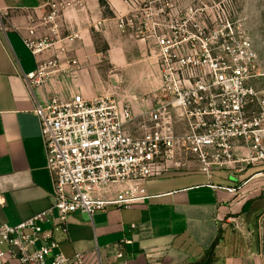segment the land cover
<instances>
[{
  "label": "built area",
  "instance_id": "2783aa9c",
  "mask_svg": "<svg viewBox=\"0 0 264 264\" xmlns=\"http://www.w3.org/2000/svg\"><path fill=\"white\" fill-rule=\"evenodd\" d=\"M121 2L126 11L112 18L117 30L152 45L158 61L160 87L138 111L107 95L38 100L34 91L48 76L80 67L67 49L82 35L64 34L65 0H49L28 16L22 40L34 59L63 44V54L37 62V71L24 76L34 96L54 203L15 226L0 225V246L9 248L0 252L3 263L68 264L46 224L68 234V220L77 212L92 218L110 208L144 205L151 198L147 181L170 171L194 168L209 176L240 163L264 165V91L254 85L260 65L253 42L234 20V1ZM9 16V9L0 8L4 31ZM128 244L118 243L121 264H127ZM97 252L98 264H106ZM74 260L83 264L80 254Z\"/></svg>",
  "mask_w": 264,
  "mask_h": 264
},
{
  "label": "crops",
  "instance_id": "0c3cea01",
  "mask_svg": "<svg viewBox=\"0 0 264 264\" xmlns=\"http://www.w3.org/2000/svg\"><path fill=\"white\" fill-rule=\"evenodd\" d=\"M48 1L0 0V8L10 10L8 29L2 30L0 24V225L15 226L54 203L53 179L33 113L34 96L24 76L37 71V62L63 54L59 50L63 44L36 60L22 40L29 26L28 16ZM65 1L64 34L79 31L82 40L87 25L92 27L95 21L104 20V31L111 27L114 13L126 11L121 0H106L110 18L104 14L100 0ZM114 28L117 30L115 23ZM105 42L108 67L101 68L99 56L93 55L95 50L83 48L78 41L67 54L70 51L69 56L78 57L80 67L75 72L48 76L35 89V97L44 101L107 95L140 110L141 101L151 100L160 87L158 61L145 54L127 53L129 44L119 45L106 34ZM104 79L109 84L121 81L125 90L116 92ZM261 178V164L238 171L215 170L209 176L194 168L170 171L147 181L151 198L144 205L110 208L92 218L77 212L68 220V234L51 224L44 229L53 230L58 251L70 259L68 264H77L76 254L82 255L83 264H98V250L106 264H121L117 252L122 239L131 241L126 245L127 264H263L261 250L244 232V225L264 214V185L256 183ZM228 188L240 190L231 194ZM131 225L136 228L131 229ZM8 249L0 246V252ZM0 264L20 263L10 260Z\"/></svg>",
  "mask_w": 264,
  "mask_h": 264
},
{
  "label": "rangeland",
  "instance_id": "374dc122",
  "mask_svg": "<svg viewBox=\"0 0 264 264\" xmlns=\"http://www.w3.org/2000/svg\"><path fill=\"white\" fill-rule=\"evenodd\" d=\"M233 1L235 3L236 11L234 20L237 25L240 26L241 30L246 34V36L251 39L258 55L261 78H258L254 85L259 91H264V0ZM100 3L104 14L110 18V10L107 6L106 0H100ZM111 23L113 26L111 25V27H108V29L105 28L104 31L102 30L103 26L97 29L87 25V30L85 32L86 37L85 39L79 41L82 43L83 48L88 46L89 48L95 50L93 51V55L99 56V60L101 61L99 62V66L101 68L108 67L107 59H105L108 50V44L105 42V34L108 37L111 36L112 39L116 40L119 45H123L124 43L129 44L130 47H128L127 53L134 56L145 54L149 57H153L154 60L157 61L156 51L152 45L145 47V45L139 43L133 38L131 39L130 37L120 35V33H118L114 28V22L111 21ZM67 35H69V33H66L65 36ZM69 48L70 46H68V49ZM69 53L70 51L68 54ZM103 76L105 78V75ZM104 80L108 83V80ZM109 85V87H112L111 89H114L118 93H122L125 90L124 84L122 85L121 81ZM132 130L133 132H136L138 127H134ZM238 157L240 159L244 158L243 155L240 154ZM248 166L250 165L247 163H240L233 169H230V171H238L240 169L242 170ZM256 183L264 185V178L256 181ZM244 228V232L250 237L255 245L261 250V252L264 253V214L260 218H257L255 222L244 225Z\"/></svg>",
  "mask_w": 264,
  "mask_h": 264
}]
</instances>
